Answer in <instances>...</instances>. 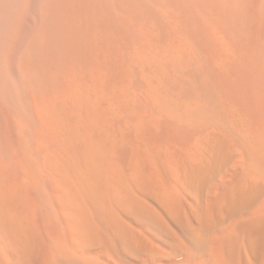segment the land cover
Here are the masks:
<instances>
[{"label": "bare ground", "instance_id": "6f19581e", "mask_svg": "<svg viewBox=\"0 0 264 264\" xmlns=\"http://www.w3.org/2000/svg\"><path fill=\"white\" fill-rule=\"evenodd\" d=\"M259 106L264 0H0V264H126L140 255L133 217L163 251L137 264H255L259 240L240 243L235 215L264 179L225 188L208 211L186 187L205 168L184 184L162 172L173 211L195 210L173 228L132 199L131 160L153 135L197 143L215 127L255 140L264 175V129L247 121ZM224 148L207 143V169ZM225 213L235 218L214 239L211 217Z\"/></svg>", "mask_w": 264, "mask_h": 264}, {"label": "rangeland", "instance_id": "374dc122", "mask_svg": "<svg viewBox=\"0 0 264 264\" xmlns=\"http://www.w3.org/2000/svg\"><path fill=\"white\" fill-rule=\"evenodd\" d=\"M226 98L230 102L232 100H234V99L230 100L231 97H229L228 95L226 96ZM236 102H237V100H236ZM236 102H233L232 104L230 103L233 106V111H234L235 115H236V113L240 114V112L245 111L244 110L245 106L240 101L237 102L238 105L236 104ZM241 104H242V107L244 106V108L241 107ZM234 107H236L235 110H234ZM261 107L262 106L258 107L259 111L257 109L256 117L252 118L253 120L251 118H249V120H247L249 123V125L248 124L247 125H248L249 130L251 132H254V130H255L254 128H256L255 124H257V123H260L259 125L257 124V127H260L262 125L260 128L264 129V108L263 107L261 108ZM261 109H262V111H261ZM240 110H242V111H240ZM259 118H260V121H259ZM254 121H256V122L254 123ZM251 122H253V124H251ZM216 129H215V127H211L208 129V131L206 130L207 133H209V134H207L208 136L205 135L204 133H200V134H202V136L204 135V137L207 138L206 140L204 137L200 136V134L195 135L194 139L195 138L198 139L197 143H196V140L189 142L187 137H186L187 139L185 141H181L179 139V136H176V137L159 136V137H157V136L153 135L152 138L150 137L151 140H148V142L150 143V141H151V143L148 145H144V146H146L144 150H141V152L138 154L132 155V160H131V172H132L131 195H132V199L134 200V202L136 203L138 208L141 207L144 209V212L146 213L147 218H152V217L155 218V216H157V215L162 216L164 223H168L173 228H177L178 226L182 225V219L183 218L186 219L187 216H190V218H192L191 220H193V218H194L193 212H195V210H192V208L187 206V205L183 204V208H182V204H181L180 211H173L172 202L167 198V196H166L167 194L161 190L163 185L166 186V181L164 180L162 172L171 171L172 174L175 176L177 182L179 184H182V183L184 184L185 182H188V180L190 179L191 170L193 172L196 169L200 168L201 170H203L205 168L203 171L200 172L201 175L198 176L199 182L194 183L193 186H191V184H189V182H188L186 184V187L189 188V190L191 191L192 194H195L198 192L203 193L202 195L199 194L198 199H200L202 201V203H200L198 205H202L205 209H206V206L208 205L207 206L208 211L210 209H212L210 204L212 203V201L214 199L213 197L214 196L216 197V194L217 195L221 194L225 190V188L227 189L228 187H232V186H233V188H235L238 185H240L242 181H245L246 183H248V185L249 184L253 185L255 183V180H256L255 178L264 179V175L256 174V172H257L256 167L252 165V163L257 161L260 157V155H259L260 153H259L258 148L256 146V141L255 140L252 141L253 143L248 142V141L246 142V140L241 139V138L239 139L238 136L232 135L231 134L232 132L229 133L226 131V133H225L224 130H223V132H221L222 130H220V129L216 130ZM213 130L215 131V133L213 132ZM218 130H219V132L217 133ZM215 134H217L219 136H217V138H216ZM229 135H231V136H229ZM258 135H260V132L255 134L254 136L257 137ZM219 138H223L225 140L224 152L222 153V156L218 157L215 169L212 170L211 166L207 169V167H206L207 162H205V161H208L209 159L207 156L206 149H204V148L205 147L207 148L208 142H210L211 140L219 139ZM237 138L239 140H236ZM152 139H154V140H152ZM202 140H203L204 144L202 143ZM240 140H241V143L239 142ZM231 141H232V143H234V145L231 143ZM176 142H179V144ZM194 142L196 143V147L194 146L195 145ZM189 144H191V145H189ZM198 144H199V146L202 145V147L200 148L198 146ZM238 144L241 146L242 151H241V148L237 147ZM177 147L183 149V153L179 149H177ZM185 147H187V148H185ZM189 147H191V148L189 149ZM146 148H147V150H146ZM192 149H195V151H193ZM196 150H198L200 152L197 153L198 151H196ZM142 151H145V152H142ZM250 151H252V152H250ZM193 152H195L196 154H193ZM141 153H142V155H141ZM139 155H141V156H139ZM177 155H178V157H177ZM197 155H198V157H197ZM242 156H243V158H241ZM140 157H142V158H140ZM177 158H179V159H177ZM205 158H207V159H205ZM194 159H195L196 163H194L195 162ZM191 162H192V164H191ZM227 167H229V168L227 169ZM146 175H148V176H146ZM220 175H222V176H220ZM219 177H222V178L219 179ZM225 179H226V181H225ZM204 181H205V183L203 184ZM212 181H213V183H212ZM219 181H221L223 185L220 184ZM256 184L257 183H255V185ZM221 186H222V188H220ZM258 188L259 189L257 190L258 191L257 194L254 195V193H252V196L249 199V203L246 204V206L244 205V208L241 211H239V213H237L238 215L236 214L235 217L239 218L238 224H240V227H243L244 233L242 232L240 243H242L244 247L249 246L248 242L249 241L251 242V238H252V240H254V241H252L253 243L256 242L257 240H259V243H255L253 245L254 247H251L249 249V255H250L249 259L250 260L253 259L255 264H264V251H263L264 250V218L258 220L256 223H252L249 220L250 216L252 217V216L258 215L259 217L260 216L264 217V185L260 186L258 184ZM207 190L209 192V193L207 192L208 198H206L207 197V195H206ZM196 191H198V192H196ZM216 192H219V193H216ZM212 193H213V196L211 197ZM188 195H189V193H188ZM209 196H210V201H209ZM249 196L250 195H247L246 198H248ZM188 199H189V201L192 200L191 204H193L195 207L196 206V204H194V203H196V202H194L195 199L193 200V197L188 198ZM205 200L208 201L207 205H206ZM163 206H165L164 207L165 209L163 208ZM250 209L252 211H250ZM184 212H185V214H184ZM233 216L230 213H225V214H222L221 217H220V215L219 216L216 215V216L211 217L212 220L210 221V224H212V225L210 227H208L207 230H209V233H211L213 235L214 239L216 237L220 236V234L222 233V229H224V228H226V226L230 225V222H232L233 219L235 218ZM131 220H133V221H131ZM213 220L219 221L220 226H218L219 224H215V221H213ZM129 221H131L130 224H132V225H130V228L133 230L136 239L138 238L137 240L136 239L135 240H136V246H137V248H139V250H133L134 251L133 254L139 253L140 255L139 256L138 255H131V256L128 255L129 256L128 261H127L128 263H126V264H131V263L137 264L138 262L141 261V259L142 260L148 259V260H156L157 261V259L159 260L160 258H163L161 256V253L163 251H162V249L159 248V244L155 243L154 241H147L145 238L146 234H147L145 232V230H146V228H148V224H149V223H147L148 220H146L144 218V224H146V225H144L145 226L144 227V239L139 232L141 229H143L142 228L143 223H141L142 221H139L138 219H136L134 217L131 218ZM227 222H229V223H227ZM139 223H140V225H139ZM194 223L198 225L199 224L198 219L194 220ZM249 223H251V224H249ZM135 224H137V226ZM213 229H215V230L213 231ZM216 234L217 235L219 234V235L217 236ZM217 240H218V238L214 241V243ZM129 260H132V261H129Z\"/></svg>", "mask_w": 264, "mask_h": 264}]
</instances>
